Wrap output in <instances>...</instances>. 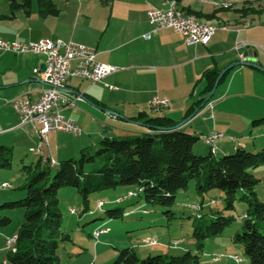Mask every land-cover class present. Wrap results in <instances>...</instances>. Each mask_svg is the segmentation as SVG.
<instances>
[{"label":"crops","instance_id":"1","mask_svg":"<svg viewBox=\"0 0 264 264\" xmlns=\"http://www.w3.org/2000/svg\"><path fill=\"white\" fill-rule=\"evenodd\" d=\"M172 1L176 2L61 0L57 3L52 0L58 10L56 16L41 14L34 0L29 9L14 12L9 4L10 15L6 11L0 17V40L75 42L95 49L99 62L119 68L100 83L72 79L64 87V92L77 101L75 108L62 113L77 122L83 132L80 136L50 132L47 143L42 145L43 158L56 163L77 159L83 149L99 147L105 136L150 132L145 122L153 117L169 118L179 124L180 131L198 137L202 144L194 148L197 155L210 153L211 148L201 137L214 133L222 134L217 141V156L231 154L238 148L247 150L249 140L256 139L253 145L258 150L264 148V124H254L264 118V9L247 17L235 12L248 6L263 8L264 1L226 0L233 4L231 10L217 13L213 22H207L205 16L216 10L212 4L182 0L181 8L201 14L199 22L215 25L218 30L207 44L195 46H188L185 37L173 29L154 31L148 10L167 8ZM145 35L150 38L146 39ZM237 43L247 44L242 52L246 63L251 65L231 69L214 93L213 108L205 105L195 116L186 119L187 111L205 87V81H201L204 73L242 63L235 51ZM44 61V56L33 53H0V146L12 148L14 155L16 152L23 156L42 143L32 125H19L8 102L20 96L32 102L39 100L46 86L36 71ZM155 96L169 100L170 107L153 114L150 100ZM141 115L146 117L139 119ZM128 192L124 189L120 197ZM124 203L132 208L142 206L136 199ZM14 235L7 229L0 230L2 261L6 256V238ZM157 246L160 253L167 247L164 244L153 247ZM140 248L145 246L141 244Z\"/></svg>","mask_w":264,"mask_h":264},{"label":"trees","instance_id":"2","mask_svg":"<svg viewBox=\"0 0 264 264\" xmlns=\"http://www.w3.org/2000/svg\"><path fill=\"white\" fill-rule=\"evenodd\" d=\"M38 3L41 14H58L52 0H38ZM181 3L182 0H176L182 12L202 19L201 14L181 8ZM30 5L31 0H24L22 4L18 3V0H10L11 12L20 8L29 9ZM259 7L257 9L248 6L235 12L247 17L264 9ZM231 8H216L215 12L205 16L204 20L213 22L217 13L229 11ZM222 71L215 69L204 73L201 81H205V87L194 106L187 111L186 119L193 116L197 110L201 111L213 99L212 97L207 102ZM227 74L228 72L220 83ZM145 117L141 115L139 119ZM145 123L150 132L130 133L121 137L105 136L95 152L83 149L77 159L62 161L55 167L51 166L50 159L43 156H40L36 164L23 165L25 182L22 189L26 192L25 198L0 206V209L23 208L25 211L24 222L14 235L17 236V242L11 250L6 249L4 259L8 264H60L57 253L59 243L71 241L70 236L62 232L63 216L58 198L62 189L74 188L78 191L84 204L83 214H86L90 212V197L93 194L119 188L135 192L136 196L117 204L136 199L139 202L144 201L145 204L172 207L176 203L177 195L181 191H187L192 181H195L200 196L212 190L222 191L227 210H234L239 201L247 204L248 213L242 217L245 220L243 231L233 237V242L242 247L250 264H264V202L258 199L256 191L261 180L253 173L255 169L264 167V148L257 153L238 148L224 156H217L212 150L208 155H197L194 148L200 139L180 131L179 124L173 120L153 117L148 118ZM254 124H264V118ZM13 161L12 148L0 146V171L10 170ZM89 166L92 167L90 171ZM8 188H11L10 185ZM8 188H2V184L0 186V189ZM203 206V203L190 206V209L197 210V220L193 224L197 252L187 250L181 255H149L143 258L137 255L134 248H124L119 250L118 257L112 264H200L204 243L209 239L221 237L235 220L232 216L224 215H213L207 219L204 214L199 213ZM139 208H132L127 216L136 214ZM71 213L76 214L75 209H71ZM166 214L170 218L174 216L171 211ZM106 215L110 220H122L125 211L122 208L108 210ZM10 224L9 217L0 215V230ZM95 232L92 237L96 242L106 233L96 237ZM182 243L179 241L177 247ZM142 244L145 247H153L146 244V239ZM229 260L236 261L233 258Z\"/></svg>","mask_w":264,"mask_h":264},{"label":"rangeland","instance_id":"3","mask_svg":"<svg viewBox=\"0 0 264 264\" xmlns=\"http://www.w3.org/2000/svg\"><path fill=\"white\" fill-rule=\"evenodd\" d=\"M23 1L18 0V3L22 4ZM55 1L60 3L61 0ZM34 2L39 7L38 0H34ZM9 4L10 0H0V17L5 15L7 9H9ZM7 14L10 15L8 11ZM255 140L247 141V150L252 153L261 150V148L258 150V147L253 145ZM199 144H202L201 141L196 145ZM98 148L92 149V151L95 152ZM198 154L201 153L198 152ZM13 157V167L10 170L0 171V176L4 177L0 179V186L1 182L4 181L11 187L7 190L0 189V206L4 203L16 202L25 198L26 192L22 189L25 182L22 167L23 165L36 164L40 159L33 152H24L23 156H19L15 152ZM20 159H23L24 162L21 163ZM88 170H92V167L89 166ZM253 173L261 180L256 191L258 199L264 202V167L255 169ZM123 190L124 188H119L93 194L90 197V212L86 214H83L84 204L76 189L65 188L60 190L58 198L60 202L59 209L63 216L62 232L71 238V241L66 240L59 243L57 253L60 264H112L118 257L119 250L124 248H134L137 255L143 258H147L149 255H181L187 250L197 252L196 241L193 237V224L197 220V212L190 209V206L193 204L201 205L202 203L204 206L199 213L204 214L207 219L212 218L213 215H224L232 216L235 220L221 237L209 239L204 243L203 253H200V264H250L242 247L233 242V237L243 231L245 220L242 217L248 213L246 203L239 201L235 204L234 210H227L222 191L212 190L204 196H200L197 193L195 181H192L187 191H181L177 195L176 203L172 207L145 204L142 201V206L138 209V212L127 216L132 207H127L126 203H109L113 198L120 197ZM99 201L106 203L102 209L98 208ZM118 208L124 209L125 217L122 220H110L106 212ZM71 209H75L76 214H72ZM144 211H147V213H144ZM168 211H171L174 216L168 217L166 214ZM0 215L11 219V224L5 229L12 232V235H16L24 222V209H0ZM101 228L108 229V231L102 234L99 241L96 242L92 235ZM151 238L158 241L156 245L164 244V246L171 247H166L164 252L161 253L157 251L160 246L140 248L145 239ZM178 241L184 243L179 247L174 246ZM222 254L225 258L215 263L214 258H218ZM233 255L241 257L242 262L237 263L229 260V256ZM1 263L2 260L0 259Z\"/></svg>","mask_w":264,"mask_h":264},{"label":"built area","instance_id":"4","mask_svg":"<svg viewBox=\"0 0 264 264\" xmlns=\"http://www.w3.org/2000/svg\"><path fill=\"white\" fill-rule=\"evenodd\" d=\"M202 3H208V1H202ZM222 4H226V1H222ZM147 16L150 23L154 26L155 32L173 29L185 37L188 46L205 45L218 32V30H206L202 26L183 21L181 14L174 13L173 1L168 4L167 8H151L148 10ZM144 37L149 39L150 35H145ZM245 47H247L246 43H237L235 45L238 59L242 63L247 62V58L242 52ZM0 53L13 55L33 53L45 57V71L42 73H39V70L36 71L40 76L39 79L46 86L42 90L39 100L32 102L26 96H20L8 102L19 119V125H32L41 136L42 143L36 149H30V152L40 155L43 154L42 145L47 143V135L50 132L58 131L74 136H80L83 132L82 127L77 122L66 118L62 113L66 109L75 108L77 101L76 98L70 97L64 92V87L72 79L100 83L119 71L116 66L99 62L95 49L62 40H40L28 43L0 40ZM111 89L114 88L111 87ZM170 105L169 100L158 96L150 100V110L153 114L169 108ZM206 106L212 109L213 102L209 101ZM38 125L40 126L39 129L37 128ZM220 137H222V134L214 133L201 138L211 148L212 152L216 154L218 151L217 141ZM50 164L54 167L59 165L52 160H50ZM8 187V184H2V188ZM135 196V192H129L125 197L116 200V203H121ZM103 206L104 202L100 201L98 208L101 209ZM104 232L106 230L101 229V232L95 234V236L98 237ZM15 237L6 238L7 250H11V243L14 242ZM157 243L158 241L146 240V244L149 246H154ZM178 244L179 241L174 246H178ZM236 261L241 262V258ZM1 264H8V262L4 259Z\"/></svg>","mask_w":264,"mask_h":264},{"label":"bare ground","instance_id":"5","mask_svg":"<svg viewBox=\"0 0 264 264\" xmlns=\"http://www.w3.org/2000/svg\"><path fill=\"white\" fill-rule=\"evenodd\" d=\"M197 1L198 2H201V3H202V1H208V3L209 4H212L215 8H221V9H229V8H231L233 6V4L231 2H228L226 0H197ZM222 1H226V4H222ZM173 11L176 14H181V18L185 22H191L194 25L202 26L206 30H217V27L215 25H212L210 23H201V22L198 21V19L195 16H193V15H187L184 12H182L178 8V6H177V4H176L175 1H173ZM213 153H215V152H213ZM36 155L41 156L40 154H36ZM193 208L197 209V207H193ZM99 232H101V230L95 232V234H99ZM147 240L157 241L156 239L153 240L152 238L151 239H147ZM16 242H17V236L15 237L14 242L11 243V248L16 244ZM223 257L224 256L222 255V256H220L218 258H214V261L217 262V261L221 260ZM229 258H233L235 260H238L240 257H238V256H235V257L234 256L233 257L230 256Z\"/></svg>","mask_w":264,"mask_h":264},{"label":"water","instance_id":"6","mask_svg":"<svg viewBox=\"0 0 264 264\" xmlns=\"http://www.w3.org/2000/svg\"><path fill=\"white\" fill-rule=\"evenodd\" d=\"M239 65H251V64H249V63H238V64H235V65L229 66V67H227L226 69H224V70L221 72V74H220V76L218 77V79L216 80L214 90H213V92L210 94V96L208 97L207 102H208V101L214 96V93H215L217 87L219 86L222 77H223L227 72H229L231 69H233L235 66H239ZM45 69H46V65H45V63H43V64L41 65L40 69H39V73L44 72ZM198 112H199V110H197L196 113H195L193 116H195Z\"/></svg>","mask_w":264,"mask_h":264}]
</instances>
